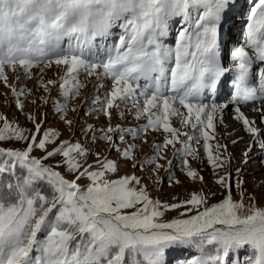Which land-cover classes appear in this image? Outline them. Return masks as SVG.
<instances>
[{
  "label": "snow or ice",
  "instance_id": "6c2138e0",
  "mask_svg": "<svg viewBox=\"0 0 264 264\" xmlns=\"http://www.w3.org/2000/svg\"><path fill=\"white\" fill-rule=\"evenodd\" d=\"M248 4L243 39L225 53L223 27L235 0H0V80L7 85L6 68L15 71L18 66L31 78L30 69L43 65V72L55 65L63 72L59 88L66 101L80 94L81 74L110 80L111 90L97 111L111 119V109L120 112L122 104L131 102L135 118L146 117L147 123L139 129L108 127L99 139L112 141L107 133L116 131L123 141L125 132L136 139L140 132L162 130L163 145L154 146L157 155L144 161L159 169L163 165L157 159H165L159 152L169 145H181L174 155L199 160L191 143L202 138L208 163L214 169L222 167V146L216 145L214 153L209 141L215 138L216 115L227 104L203 100L205 93L214 96L224 80L232 88L228 103L236 106L235 119L264 149L259 139L264 131L253 126L255 121H249L240 107L260 102L264 122V0ZM175 17L182 21L171 46L166 40ZM117 26L123 29L117 43H94ZM12 91L24 94L23 89ZM93 103L101 102L96 98ZM16 106L24 107L19 100ZM67 110V103L55 105L58 113ZM175 116L181 127L192 131L173 127ZM28 119L35 124V133L26 149L0 148V264H166V254L173 249L198 252L179 264H239L234 254L241 250L246 252L243 264H264V209L256 207L254 197L245 205L242 180L236 185L241 190L239 201L229 191L203 211L164 222L165 212L181 207L190 212L206 205V198L193 194L171 205L154 201L144 187L130 186L140 184L135 176L105 179L106 173L117 172L114 161H98L100 171H92L93 165L85 167L79 158L88 152L79 143L65 141L49 151L47 146L55 144L59 133L47 130L38 139L41 123L33 116ZM0 120L4 121L0 141L29 140L5 118ZM34 148L46 155L31 157ZM133 148L123 151L124 159H132ZM55 156L63 157L62 164L74 179L42 162ZM167 163L172 165L171 160ZM182 166L189 178H197L187 159ZM83 178L89 181L86 187L77 183ZM217 183L227 187L226 177Z\"/></svg>",
  "mask_w": 264,
  "mask_h": 264
},
{
  "label": "rangeland",
  "instance_id": "374dc122",
  "mask_svg": "<svg viewBox=\"0 0 264 264\" xmlns=\"http://www.w3.org/2000/svg\"><path fill=\"white\" fill-rule=\"evenodd\" d=\"M243 5L248 10V2L245 3V1L241 2L238 0L236 7L241 9ZM179 19L182 20L181 17H175L170 21L172 28L166 43L171 46H174L175 37L178 30L181 28H178L180 25ZM121 34H123V29L117 26L111 29V34L107 38L98 37L97 41L94 43L97 46L101 44L105 46L112 45L118 42ZM41 68H43V65H38L30 69L31 78L26 77L24 71L18 66L15 71L6 68V75L8 77L7 85L4 81L0 80V117L5 118L14 128L22 130L24 134L29 137V140L0 141V148L18 151L26 149L32 134L35 133V124L32 120L28 119L29 116H33L37 122L41 123V133L38 135V139L42 138V133L47 130H55L59 133L55 144L47 146L49 151H51L53 147L59 146L60 143L67 141L69 144L79 143L87 150V157L79 159L85 167L93 165L92 171L102 170L98 165V161H103L105 158L116 162L118 170L115 173H106L105 179L107 180H117L124 176H135L140 180V184L135 185L133 183V185L130 186H135L137 189L144 187L152 200H159L162 204L171 205L182 203L189 200L193 194L202 195L206 198V205L193 208L190 212L187 211V207L165 212L162 217L164 222H170L173 219L187 218L188 216L196 214L197 211H203L205 206L210 207L221 202L229 191L233 199L239 201L241 190L236 185L238 181L241 180L243 181L245 205L247 206L253 202L249 197H254L256 207L264 209V149H261L260 146L257 145L250 151L252 154L250 153L245 156L244 153L254 141L253 137L243 128L241 131L243 130L244 133L246 132L244 140H249V142H245L243 146H241V142H237L236 139L224 140L221 138L216 129L217 123L214 121L216 131L214 133L215 138L210 140L209 144L212 146V151L214 153L216 145L219 144L222 146L219 150L222 154V159L225 160L222 167L214 169L208 163L207 155L203 149L204 141L201 138L199 142L193 141L191 143L193 150L199 154V160L194 159L192 156L174 155L176 149H179L181 145L177 144L175 148L169 145L159 152V156H163L165 159H157L156 163L163 165V167L157 169L155 164H147L144 163V161L157 155L154 146L163 145L166 134L162 130L152 131L149 129L145 132H140L136 139H133L125 132L123 133L125 137L123 141L119 138L122 133L116 131L107 133L112 136V141L99 139V137L105 134L104 130L108 127L115 129L119 126L120 129H139L142 125L147 123L146 117H142L139 120L135 118L136 109L132 106L131 102L122 104L120 112H117L115 108L111 109V119L105 116L102 110L97 111V109H102V102L111 90L112 85L110 80L102 79L97 81L95 77L85 78L84 75L81 74L80 80L83 87L80 89V94L66 101L60 94L59 88L60 76L63 75V72L55 65L44 68L43 72H41ZM49 80L55 81V85H48ZM41 85H47L48 90H45V87ZM101 85H103V87H101ZM13 88H16L17 92L23 89L24 94L14 95L12 91ZM96 98H98L101 103H93V100ZM18 100L24 105L23 109L17 108L16 105ZM57 103H67L68 110L66 114L55 111V105ZM258 106L259 105L243 108L254 109L255 107V109H257ZM235 107L236 106H232L231 110L235 109ZM73 109H75V111H73ZM120 113H123V115ZM62 115H64V119H61ZM65 120H71L73 122L72 125L69 126ZM3 123L4 121L0 120V127H3ZM171 124L173 127L183 132L192 131L189 127H181L180 117L178 116L171 118ZM262 126L263 123L256 127L262 130L260 128ZM195 135L199 137L200 134L197 132ZM262 138L264 139V136H262ZM263 139L262 141H264ZM180 140L185 141L186 137L181 136ZM130 145L134 146L132 159L126 160L123 158L122 153ZM237 148H242L243 150L238 154L236 153ZM30 155L31 157L42 158L46 155V152L39 148H34ZM184 159H187L189 167L197 172V178L192 179L186 175L187 169L182 166V160ZM168 160L172 161L171 166L168 165ZM62 161V156H55L42 162L60 171L66 179H74V174H70L66 171ZM58 163L60 166L56 167ZM133 165H135V167ZM238 169L239 173L237 171ZM222 176L226 177L227 187H223L217 183V180ZM200 177H203V180H201ZM177 181H179V183H177ZM77 183L81 185V187H86L89 181L83 178L77 181ZM137 207H140V205H137ZM124 211L132 212L135 211V208L126 209ZM184 212H186L187 215L181 216V213ZM194 251V249L170 250L166 254V264H179L181 258L185 254H190ZM245 254V251H239L234 254L239 264H243ZM231 259L232 256L230 254L229 260Z\"/></svg>",
  "mask_w": 264,
  "mask_h": 264
},
{
  "label": "bare ground",
  "instance_id": "6f19581e",
  "mask_svg": "<svg viewBox=\"0 0 264 264\" xmlns=\"http://www.w3.org/2000/svg\"><path fill=\"white\" fill-rule=\"evenodd\" d=\"M218 104H227V108L223 109V111H225V112L222 111L220 113H217V115H216L215 122L217 123L216 129L218 130L217 132H218L219 136H221V138H223L224 140H227V139L235 140L236 139L237 142H241V146H243V144L245 142H249V140L248 141L244 140L245 139L244 136H245L246 132L244 133L243 130L241 131V129L243 128L242 122L235 119V116H236L235 109L231 110V107L233 105L228 103V101H225L224 103H218ZM240 107H241V111L243 112V114L245 115V117L249 121H255V124L253 126L256 127L259 124L263 123V126L260 128L262 129L261 131H264V122H261V112L257 111V110H260L262 106L259 105L258 108H260V109L257 108V109H255L256 111L254 109L243 108L242 106H240ZM259 139L262 140L263 139L262 136H260ZM257 145H259V144L258 143L254 144L253 147H256ZM241 150H243V149L237 148L236 153L239 154L241 152ZM250 153L251 152H248V154H250Z\"/></svg>",
  "mask_w": 264,
  "mask_h": 264
},
{
  "label": "trees",
  "instance_id": "16d2710c",
  "mask_svg": "<svg viewBox=\"0 0 264 264\" xmlns=\"http://www.w3.org/2000/svg\"><path fill=\"white\" fill-rule=\"evenodd\" d=\"M21 171H22L21 169L17 168V172H21ZM5 177H7V173H5ZM241 251H245V250H241ZM196 255H198V252H196V250H195L194 252H192V253H190V254H185V255L181 258V261H183V260L186 259V258L194 257V256H196ZM176 256H178V255H176ZM231 256H232V255H231Z\"/></svg>",
  "mask_w": 264,
  "mask_h": 264
}]
</instances>
